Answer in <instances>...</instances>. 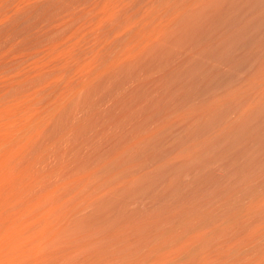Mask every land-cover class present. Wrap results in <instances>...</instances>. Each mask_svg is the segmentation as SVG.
Masks as SVG:
<instances>
[{
  "label": "bare ground",
  "instance_id": "bare-ground-1",
  "mask_svg": "<svg viewBox=\"0 0 264 264\" xmlns=\"http://www.w3.org/2000/svg\"><path fill=\"white\" fill-rule=\"evenodd\" d=\"M226 1H228L229 5L232 3L236 4L235 2L238 3L237 0L235 2H234V0H0V264H264V222H259V220L257 219L256 224L251 225L252 227H250L251 223H249V222H254L251 219H253V217H255V216H258V214L263 215V213H261V212L264 211V201H263L264 197H263L262 202H261V199L259 201L258 200L256 201V200H253V198H251L252 201H250V199L248 198L249 196L250 197H252V196L257 197V193H258L257 191L260 190V192H262L261 190L264 189L263 186H260V185H264L263 184L264 182L262 180L261 183L262 182L263 183L262 184L259 183L260 185H258L259 181L258 182L256 181V183L260 187V189L256 188L258 186L255 184V180H257V179L259 180V178H257L258 176L255 175V173H257V172L261 173V172H259L261 168H259L256 165L259 171L256 170V168L252 167L255 169V171L251 170L253 172L250 173V171H249L250 168L246 167L248 165V162L250 163V161H247V165H246V161L243 158L240 159L237 157L239 159L238 163L241 162L240 160H242V159H243L242 160L243 162L245 161V167L242 166L243 164L242 165L240 163L238 164V165H240V167L242 166L245 169V170H243V173L239 172L242 177L238 174V170H236L235 168H234L235 169L234 171H237V173L233 172L234 176L236 174H238L240 176V177L238 176L239 177L238 179L241 180V184L237 180V178L234 177V181L236 180V182H234V184L236 185L238 182H239V184H238V187H237V185L236 186L234 185L235 187L232 185V187L235 188V189L232 188V192H233V190H238V188H239V191H235V193L233 194L234 199L232 198L233 196L231 195L230 191H229L230 194H228L227 196L231 195L232 197L229 196V198H228L226 195H224V197L225 196L227 197V198H223L224 200H222L219 197L223 202L218 203L216 205V208H213L214 203H213V205L211 204L212 207H209L210 204L208 206V205H205V203H204L202 206L201 205L199 207L196 206V208L193 206L194 209H191L190 208L191 206H189V205H188V208L186 206V209H182L185 207V205H184L182 207L180 206V208L182 210L178 209L180 211L176 213L175 212L176 209H173L171 206L172 212L171 211L170 212L173 213V211H174V214L172 216L169 212L168 214H170V216L166 215V218L168 216L170 218L168 220L165 218L167 220V221H165L162 218H163L165 212L167 210H169L167 208H170V206L167 205L166 209H161L164 211L166 210L165 212H162L160 210V208L156 206L157 212L155 211V209H153V210L157 214L160 215V213H164L163 216H161L162 214L160 215L162 218L159 217V215H157L155 213L156 217L158 216L160 218L159 220L162 219L165 222L157 221V222H159V223H157L154 219L155 226L152 227V224H151L152 221L149 223V220H151L152 218H149L146 226L149 225L151 228H149V226H148V232H147V227L145 226V223L144 224L142 223V222H145L144 221L145 217H143L142 215H145V214L148 215L147 212L150 211L149 209H148V211L144 210L146 213H144V211H143L144 214L141 213L142 214L141 216L143 218L139 219L138 221L135 220V218L133 217L134 221L135 222L137 221L136 222L137 224L135 222H129L130 221L129 219H133V218H129V217H131V215L133 216L134 214L130 213L128 211L131 214V215H128L129 213H127V210H126V212L124 210L123 212H125V214L127 213V215L129 216L128 218H126L125 216H127V215H124V218L128 219L129 224H131V226H129V227H131L130 231H133V234H134V232H136L134 230H136L135 226L139 225L138 223L143 224L146 227V228L145 227L140 228L141 225L139 226V228L142 229L141 231H143V229L145 228L144 230H146V231H144V233L148 234L150 231H152L150 233V234H152L153 231L155 232V233H153V241H152L153 243L150 244L152 246V249L150 251H147V250H149V248L147 247V249H146L144 246L148 245V243H144L145 241L143 242L142 238L144 239V237H145L148 239L150 237L149 235H148L149 236L148 237V236H146L147 234L146 235L141 234L143 232H140L141 235H139V233H138V231H140L139 229L137 231L139 236H137V233H135L133 235L130 231H128L129 228L125 227V225L128 222L125 225L124 224L121 225L120 229H119L118 226L115 227V223H116L115 217H113L115 220L114 221L112 219V216H110V214H109V216H106V214H104L107 206L109 205L108 204L109 199H108V197H106V195H110L109 194L110 192H108V190L105 191V188L106 189L109 188V186L107 187V185H112L113 181L116 179V177L114 175V172H115L114 170H112L113 173L111 172L113 174V175L111 174L112 175L111 178H107L106 176L105 177L103 176L110 169V167L108 166V163H104L102 165H99V164H101L99 159L102 157L104 158L105 155L102 154L103 156L100 155L101 157H98V156L94 157L93 156L97 160L94 159L92 156H90V157H92L90 161L93 162V160H94V162L97 161L96 164L99 163L97 165L99 167L97 168V166L93 162L92 164L96 166V168H93V166L91 167L92 164H90V162H89V159H90L89 155L90 154L87 155L88 159H86L87 157H83V159L85 158L86 160H83V159H81L82 157H80V159L83 160L84 162L82 161V163H79L80 164L79 166L75 165L74 162L76 163V160H78V162H79L80 159L75 158L74 162H72L71 164L70 163L66 164V162H65L66 159L63 162L62 159L61 160L58 159L59 157L56 154L58 152L57 151L58 146L59 147L62 146V144L59 145L62 135L64 137H66L70 133V131H68V135H66V136L64 134L67 132H64V134H62L63 131H65V130L67 131L68 129H70L71 126L67 127V124H68V121H69L70 116L72 114H73V118H75L74 117L75 113L77 115L78 113H80V112L82 113L84 110H86V106L89 107L88 104L91 102V100L95 96H98L99 94H101V91L106 86H107L106 88L109 89L108 92L111 93L112 92L111 89L112 90L114 89L113 91H115V94H117V92H119L124 87V85H125L124 83L126 82V80H128L126 78L128 77L130 80V77L132 76L131 72L134 73V70H136V69L138 70V72H137L138 78L140 75L142 76L143 71L141 73H139L140 72L139 70H142L143 67H141V69H138V68L140 66H142V64L144 62L146 63L147 59H150L149 58L150 56H153L154 54H159L157 52H161L163 54L164 52L160 51V49L162 47L166 48L168 46V44H167V46H165L167 41L169 43V40H171V38L173 36H177V35H175L176 33L180 32V34H181V31L184 30L185 28H187L185 26L182 28V26L186 25V23H188L187 20L189 18H190V20H191V18H193V17H191L192 15L193 16L195 15V17L193 18L194 19L193 21H195V20L198 21L196 18L197 16L200 17L202 15V13H204L208 10L210 11L211 10L210 8H212L211 6L215 7L216 9L218 6L220 8H222L221 5L223 3H225ZM229 1L232 3H229ZM241 1H243V0H241ZM241 1L239 0V2H241ZM249 1L250 0H248V3H249ZM243 2H246V1H243ZM243 2H241L240 5H242ZM250 2L252 3L253 1L251 0ZM261 3H264V1ZM261 3L259 2L260 6H262ZM246 4H247V2H246ZM253 4L255 5V1ZM259 4H257V5H259ZM254 5H253V7H254ZM257 5L254 8L255 11L257 10V8H256V7H258ZM209 6H210V8H209ZM246 6L248 8V6H250V4L246 5ZM251 6H252V4H251ZM206 7L208 8V10ZM232 7L237 8L236 10H238V7H236L235 5ZM262 7H263L262 9L259 8V10L261 12H262V10H264V6H262ZM215 8H212V9L216 10ZM224 8H227V7L224 6ZM228 8H230V7H228ZM244 8H245V6H244ZM252 8H250V11L248 9L247 10L249 12H252V11H254V10H252ZM231 9H228L229 12ZM236 10H235V14L239 12V11L237 12ZM220 11L223 12L224 10L222 11L220 9ZM231 12H234V11H231ZM209 13L214 14L215 12L210 11ZM216 13H217V11H216ZM230 13L228 15L226 14L227 17H229ZM244 13H247V12L244 11L243 14ZM256 13L257 12H255V13L252 12L253 16ZM213 14L211 15V17L215 15V14L214 15ZM219 14H220V12H219ZM224 14L225 13H223V15L220 16V20H222ZM259 14L263 15L264 11H263V13H259ZM207 15L210 16L209 14H207ZM234 15H232V16H234ZM261 15H259V17ZM204 16L206 18L208 17V16H206V13ZM255 16H257V18H258V14H256ZM205 17H202V21H200L201 19L198 18L199 22H203V24L202 23L200 24L201 26L205 25V22H204V20L206 19ZM263 17H264V15L262 16V18ZM203 18H205V19H203ZM217 18H215V19H217ZM210 19L208 18L209 21H210ZM229 19H231V18H229ZM208 20H206V21H208ZM252 20H254V19H252ZM259 20L260 19H257V21H259ZM263 20H264V18H263ZM263 20H261V21L263 22ZM209 21H208V23H209V27H210V25H211L210 23L212 21L211 22H209ZM223 21H225V19ZM227 21H229V20L227 19ZM257 21L255 22L256 24H257ZM214 22H215V20H214ZM219 22L217 21L215 23L218 24ZM252 23H253V21H252ZM197 24L199 25V23H197ZM197 24H196V26H197ZM206 24H207V22H206ZM214 24H212V25H214ZM229 24H231V23H229ZM225 25H226V21H225ZM196 26H195V29H196ZM240 26H242V25H240ZM259 26L262 27V25H260V24H259ZM207 27H208V25H207ZM229 27H230V25H229ZM198 28L201 29V27H197V30H199ZM253 28H254V26H253ZM203 29H204V27L202 26V30ZM211 29H214V28H211ZM223 29H225V28H223ZM239 29L242 30L241 27H239ZM188 31H189V29L187 30V32ZM231 31H233V30H231ZM260 31H261V28H260ZM202 32H203V34H206V32H204V31H202ZM207 32H209V30ZM211 32L214 33V31H211ZM212 33H208V34L213 36ZM229 33L226 35H230ZM262 33H264V32H262ZM262 33H260V34H262ZM191 34L192 33H190V36H192ZM217 35H219V34L217 33ZM253 35H254V33H253ZM182 36H183V33H182ZM187 38H188V36H187ZM187 38H185V39H187ZM191 38H193V37H191ZM263 38H264V36H263ZM173 40L175 41L176 39H173ZM178 40H180V39L178 38ZM198 40L199 39L197 38V41ZM203 40L206 41V39H203ZM235 40H237V39H235ZM188 41H190V40H188ZM194 42H195V39H194ZM194 42H193V44H194ZM234 42H237V41H234ZM178 43H179V41H178ZM204 43H206V42H204ZM262 43H264V42H262ZM262 43H260V44H262ZM189 44H191V42H189ZM197 44L199 45V43H197ZM172 45H174V43ZM179 45H180V43H179ZM263 45H261V46H263ZM184 46H187V45H184ZM184 46H182L181 49L179 48V50H183L185 48ZM174 47H176V46L174 45ZM201 47H203V46H201ZM193 48H195V47H193ZM193 48H192V50H193ZM196 48L198 50V46ZM259 48H260V46H259ZM170 49H171V46H170ZM170 49L169 50L167 49L169 55H170V52H172V51H170ZM176 49H178V48H176ZM162 50H163V48H162ZM186 50H187V48H186ZM190 50H191V48H190ZM199 50H200V48H199ZM256 50H258V49L256 48ZM187 51H189V50H187ZM231 51H232V49H231ZM258 51H260V49ZM173 52H174V50H173ZM175 52H177V51H175ZM165 53L167 54V51ZM187 53H189V52H186V55H187ZM197 53H198V51H197ZM197 53H196V55H198ZM162 54H161V56L163 57L164 54L163 55ZM178 54H181V53H178ZM259 54H261V53L259 52ZM186 55L184 54L183 58ZM188 55L190 57V55L192 56L193 54L189 53ZM196 55L194 54L193 56L195 57ZM204 55H206V54H204ZM178 56H176L177 59H178ZM162 57H160V58H162ZM170 57H171V55H170ZM166 58H168V56ZM166 58H164V59H166ZM172 58L173 57H171V59ZM164 59L162 61H164ZM189 59H191V58H189ZM259 59H260V57H259ZM168 60H169V58H168ZM178 60H175V61L179 62ZM181 60H182V56H181ZM175 61H173V63ZM184 61H185V63L181 61L182 66H183V64L185 66V64L187 63L188 60L187 61L184 60ZM181 62L178 64H181ZM192 62H193V60H192ZM168 63H170V61ZM166 64H167V62H166ZM145 65H143V66L145 67ZM169 65H168V67H169ZM256 65H258V64L256 63ZM148 66H150V65L148 64ZM170 66H172V64ZM174 66L175 65H173V68H174ZM186 66H187V64H186ZM146 67H147V65H146ZM165 67L167 68V66H165ZM175 67H177V66H175ZM180 67L178 68L179 70L181 69ZM183 67H182V69L185 68V67L184 68ZM258 68H259V66H258ZM143 69H145V68H143ZM151 70H152L153 74L150 71L151 75L148 74L149 77L147 76V74H145L148 77V81L152 75L156 76V72L158 71L157 69H155V73H154L153 69H151ZM179 70H177L178 72L176 71L178 73V75L180 74ZM145 71H146V69H145ZM176 72H174V73H176ZM253 72H254V70H253ZM137 73H135L133 75L135 76ZM158 73L160 74V73H164V72L159 71ZM174 73H172V74H174ZM262 73H263V71H262ZM172 74H171V76H172ZM205 74H206V72H205ZM122 75H123V78H125L126 80L120 78V80H122V82L125 81L123 83L124 85L121 86L122 87L121 89L119 88V86L121 85L122 82H120V85L118 84V86H116L120 90L116 87H112V88H111V86L108 87L110 82H111L110 85L111 84L113 85V83H115L117 85V83L120 81L118 78L121 77ZM125 75H127V76H125ZM166 75L170 76V75H168V73H166ZM185 75H187V74H185ZM251 75H252V73H251ZM144 76H142V77H144ZM142 77H140V79ZM173 77H175V75ZM133 78H135V77H132V79ZM167 78L171 81V79L169 77H167ZM145 79L144 78L141 79V80H144L143 81L144 84H145ZM154 79L152 81H154ZM161 80L165 81V82L168 81L166 78H165V80L164 79H161ZM251 80L252 79H250V81ZM112 81H113V83H112ZM155 81H156V79H155ZM170 81H168V82H170ZM172 81H174V80H172ZM132 82H134V81H131L128 83L129 84L131 83L130 85L133 87L134 84ZM135 83H137V81ZM150 83H148V86ZM159 83L161 84V81H159L157 84L159 85ZM129 84L125 85V87H127ZM139 84H138V86H140ZM152 84H153V82H152ZM157 84H155L154 86L152 85V86L155 87ZM158 85H157V88H158ZM252 85H254V84H252ZM262 85H264V84H262ZM255 86H256V83H255ZM259 86H261V84ZM132 87H127V89L129 88V91L130 90L132 91V89H130ZM135 87H137V85H134V88ZM153 87L152 88L150 87V89H156V87L155 88H153ZM161 87L163 88L164 86H161ZM251 87H253V86H251ZM134 88H133V90H134ZM141 88H143V87H141ZM239 88L240 87H238V89ZM249 88H250V86H249ZM249 88H247V90ZM260 88H258V89H260ZM108 89L103 90V92H105V94L107 93L106 96L103 94V92H102V94L105 96L103 101H105V99H106V101L109 103L110 98H107V96L109 97V96L113 95L114 93L112 92L113 94L108 95L109 94L107 92ZM115 89L116 90L118 89L119 91L116 92ZM123 89L122 90L125 93L126 88H123ZM143 89L145 90L146 88L144 87ZM150 89H148V90L150 91ZM243 89L244 88H242L241 91ZM122 90H121V92L123 93ZM137 90H138V88H137ZM224 90H226V88ZM227 90H231V89H227ZM99 91H100V93H99ZM131 91H130V93H131ZM149 91H148V93H149ZM151 91H153V90H151ZM254 91L255 92L257 91V93L259 92L258 90H254ZM133 92H132V94H135ZM230 92H233V91H229V93ZM236 92L232 93L233 95L232 94H230V95L234 96V98H235L240 91L237 93ZM242 92H244V91H242ZM249 92H250V90H249ZM252 92H253V90H252ZM128 93L129 92H127L125 94H128ZM226 93H228V92H226ZM96 94H98V95H96ZM125 94H123V96ZM260 94H261V98L264 99L263 98L264 95L262 93V90H261ZM103 95H102V97H103ZM153 95L154 94L151 93V97H149L150 99L148 98L150 100L149 104H151V101H153V100H151ZM225 95H227V94H225ZM113 96H111V98ZM115 96H117V95H115ZM119 96H117V97H119ZM128 96L129 95L124 96L126 98L121 97V96L120 97L124 98L126 100L127 98L129 99ZM132 96H131V98L134 99L135 96H134V98ZM99 97H100V95H99ZM227 97L226 98L229 99V96H227ZM238 97L240 98V96H238ZM258 97H259V95L257 96V98ZM97 98L95 100L98 101V103H97L98 105L94 104L95 106L92 108L93 109L94 108L95 109L100 108L102 110L103 108L100 107V106H102V100H99V99L97 100ZM226 98H224V100ZM230 98L232 99L231 96H230ZM261 98H260V100H262ZM112 99H116V98H112ZM231 99H230V101H231ZM235 99H237V98H235ZM235 99H233V100H235ZM252 99H254V97ZM120 100L115 101L116 102L115 105L111 100L113 107L116 106L117 102H119ZM96 101H95V103H96ZM144 101H145V99H144ZM177 101H176V103H177ZM212 101H211V103H212ZM220 101H222V97H221ZM227 101H229V100H227ZM99 102H101L100 106H99ZM126 102L127 103H125V101L122 102V106L124 103L123 107H125V104L128 105L130 103L129 101H126ZM261 102L258 101L257 103H261ZM108 103L105 105L107 106ZM254 103H255V101H254ZM257 103H255V104H257ZM119 104H120V102H119ZM209 104L207 105V107L209 106ZM249 104H250V101H249ZM255 104H254V106L252 104L253 107H251V109H249V114H254L257 111H260L262 109L264 110V107H262L263 105L261 106L262 103L258 106ZM105 105H103V107H105ZM133 105H135V104L132 103L131 106H133ZM153 105L154 104L150 105L149 108L151 109V106H153ZM211 105L212 104H210V106ZM129 106H130V104L128 105V107ZM172 106H174V105H172ZM172 106H170V107H172ZM176 106H178V104ZM185 106L189 107L192 105L189 104L188 106L187 105H185ZM203 106L200 105V107H203ZM215 106H218L216 108H219L220 104L215 105ZM111 107L112 106H109V108H111ZM113 107H112V109H113ZM123 107L121 109H123ZM139 107H141V105ZM170 107H169V109H170ZM193 107H192V109H195L199 106H196L195 108H193ZM80 108L81 109L83 108L84 110L77 112V111H79ZM88 109L91 110V108H88ZM104 109H103V111H105L106 113L108 111H110V110H108L107 107H105ZM106 109L108 111H106ZM116 109H114L115 111H113V112L111 110L112 114L117 113ZM177 109L178 108H176L174 110L177 112ZM186 109L189 110V109H191V107L189 109L188 108H186ZM205 109H208V108L205 107ZM75 110H76V112H74ZM117 110H118V112L120 111V109H117ZM187 110H185V111L183 110V111L186 112ZM98 111H100V110H98ZM123 111H124V109H123ZM170 111H171V109H170ZM170 111H169V114H170ZM197 111H193V112L196 113ZM210 111H208V112H210ZM216 111H217V109H216ZM92 112L93 111H90L87 113L89 115V113L91 114ZM114 112H116V113H114ZM135 112H134V114H135L134 117H132L130 115L133 119L135 117H137ZM172 112L173 111H171V113ZM180 112L181 111L179 110V113ZM190 112H192V110ZM200 112H202V114H203V111H200ZM211 112H213V110ZM93 113L96 114V110H94ZM101 113H104V112H101ZM101 113L99 115H97V116H99V119H100ZM119 113L121 114V112H119ZM187 113H188V111H187ZM189 113H188V115H190ZM195 113L194 114L191 113V114L196 116L197 114H195ZM246 113H248V111ZM84 114H86V112ZM95 114H93V115H95ZM152 114H154V113L152 112L151 115ZM165 114H167V113H165ZM182 114L183 115H179L177 113L175 120H172V122L176 121V120H177L176 122H178L179 119H177V118L182 117V116L184 117L183 119H185L186 113L185 114L182 113ZM80 115H82V114H80ZM117 115H118V113H117ZM128 115L129 114H127L126 117H128ZM149 115L147 117H151ZM199 115L200 114L198 113L197 116H199ZM112 116H114V115H112ZM118 116L120 117V115H118ZM85 117H87V115H85ZM116 117H114V118H116ZM126 117L124 116L123 119ZM140 117H139V119H141ZM147 117H145L144 119H147ZM164 117L166 118L165 115H164ZM164 117H163V119L165 122ZM172 117L174 118L175 116H172ZM172 117H170V119H173ZM71 118H72V116H71ZM78 118L81 121L82 119H84V115L80 116ZM151 118L153 121V117H151ZM167 118H166L167 122H165V123L162 121V119L158 120V121H162L161 125L167 124L168 120H170L168 116H167ZM188 118L189 117H187V115H186L185 121H188L187 120ZM249 118H248V120H249ZM87 119H88V117H87ZM99 119H97V120L99 121ZM107 119H109V118H107ZM210 119H211V117H210ZM77 120H76V122H77ZM103 120H101V121H103ZM116 120H117V118H116ZM125 120L123 122H126L128 120V118L126 121ZM135 120H134V122L136 123L137 121H135ZM142 120H140V121H142ZM156 120H157V118H156ZM194 120L192 121L193 123H194ZM200 120H197V122H195V123H198V121H200ZM244 120H246V119H244ZM72 121L75 124V120H72ZM84 121H82V122L85 124ZM107 121H106V123H108ZM110 121H112V119ZM113 121H115V120H113ZM254 121H255V119H254ZM73 122H71V124ZM82 122H80L79 125H77V126H79L81 128L80 125H82L83 127L80 129V131L84 128L83 130H85V131H83V130L82 131L85 133L86 131H88V130H86L88 128L85 129L86 126L84 127ZM88 122L91 123L90 120L87 121V123ZM92 122L94 124V121H92ZM145 122H146V120L143 122V125ZM147 122L145 123V127L142 126V122H140V124H138L139 121L136 125H141L142 128H146V130H147V126L151 123L149 121L150 123L147 124ZM180 122H181V120H180ZM232 122H234V121H232ZM99 123H101V122H99ZM120 123H122V121ZM159 123H157V124H159ZM169 123H171V122L169 121ZM184 123L185 122H183V125H184ZM199 123H201V122H199ZM240 123H238V125ZM244 123H242V124L244 125ZM98 124H96V125H98ZM110 124H109V126H110ZM128 124H129V122H128ZM146 124H147V126H146ZM157 124H156V126H157ZM92 125H89V126H92ZM103 125H104V123L101 125L102 128H103ZM113 125H114V123H113ZM151 125H149V126H151ZM153 125H154V123H153ZM161 125L159 124V127ZM171 125H172V123H171ZM190 125H189V127H190ZM230 125H228V126L230 127ZM243 125H240V126L243 127ZM77 126L75 125L76 128H74L72 125L73 128L71 127V131H73L72 129L76 130ZM105 126H108V124ZM118 126H120V129L117 127V125L115 127L118 128L119 131H121V129H122L121 124L120 125L118 124ZM156 126H155V129H156L155 131L160 132V129L161 130L163 129L162 128L163 125L160 128L159 127L156 128ZM165 126L166 125H164V128L167 127V126L166 127ZM169 126L170 125H168V127ZM99 127H95V129H96L95 132L99 131V130H97V128H99ZM111 127H112V125H111ZM111 127H109V128H111ZM128 127L129 126H127L125 128L126 130L123 129L124 132L127 131ZM191 127H192V125H191ZM195 127H196V125H195ZM109 128H108V130H109ZM129 128H131V127H129ZM132 128H134V126ZM151 128L153 129L154 127H151ZM151 128H149V129H151ZM214 128H215V126H214ZM239 128H241V127H239ZM78 129H77V131H78ZM99 129H101V128H99ZM227 129H228V127H227ZM75 130L73 131V132H75L74 136L76 134ZM105 130H107V128ZM113 130H115V129L112 128L111 134L116 132V130L115 131H113ZM123 130L120 133H118L119 131L117 130L118 132H116V133H118V134L115 133L116 136L119 134L122 135ZM137 130L138 129L136 126V134L135 135L138 138L139 134H137V133L140 132V129L138 130V132H137ZM148 130H147V132H148ZM91 131H92V128H91ZM103 131H101V132L103 133ZM133 131L131 130V132H129V133L133 134ZM143 131L145 132V130H143ZM153 131L150 130L148 133L151 132L152 135L155 134V137L158 136L157 135L158 132L154 133ZM236 131H235V133L242 131V130L238 129V131L237 132ZM90 132H88V133H90ZM110 132H111V130H110ZM147 132L143 133L141 131L140 134L143 133V135H144ZM199 132H201V131H199ZM125 133H127V135H128V132H125ZM125 133H123L124 139L121 136V138L123 140H125L126 139L125 136H127ZM163 133H161V134H163ZM205 133H206V131H205ZM221 133H219V135H221ZM235 133H234V136H236L235 137L236 139L238 137L237 135H239V138L241 137V134H242L241 132H239L240 134L238 133L237 135H235ZM243 133L245 134L246 131H244ZM78 134H80V133H78ZM83 134L81 132L80 136L82 135V137H83L85 135V134L84 135ZM100 134L101 133H98L96 135H100ZM104 134H106V136H108L106 131L104 132ZM262 134H264V133H262ZM181 135H182V132H181ZM192 135H194V134L192 133ZM76 136H77V134H76ZM76 136L73 138L74 141L79 140V139L77 140ZM90 136L88 137L89 139L86 138L87 136H84L85 137L84 139H87V140H85V143H84V141L80 142L84 146L83 149L87 146L86 144L91 143L88 140H90V139H91V141L92 140H95V141L98 140V139H92L93 136L91 138H90ZM106 136L104 135V141L107 140V138H108ZM111 136L112 135H110V137ZM144 136H142V139ZM148 136H149V134L145 136L146 138L144 137L145 141L148 140L147 142H145L144 139L142 140L141 138H139V140L142 143H140L139 141H136L137 138L135 139L133 137L135 139L134 140L133 138H131V139L129 138L131 136H129V137L127 136V139L129 138L128 139L129 146L133 145V146H131L132 148L130 147L131 151L136 149V147H135V149L133 148L134 145L136 144V142H138L139 144H144V143L150 142L151 136H149L150 139ZM248 136H249V134H248ZM105 137H106V139H105ZM113 137H112V139H114ZM155 137L153 135L152 138L156 139ZM190 137L192 138V136H190ZM96 138H99V137H96ZM101 138L103 139V137H101ZM101 138H100V141H101ZM118 138L120 139L119 136H118ZM199 138H200V136H199ZM256 138H258V136ZM260 138L261 137H259L258 139H260ZM263 138H261L260 140H257L258 142L261 141L260 146L262 147V149L264 148L262 145L263 144L262 143ZM63 139L65 141V146H66V139L62 138V141H63ZM227 139H228V137H227ZM242 139L244 140V138H242ZM116 140H118V139H116ZM129 140L130 141L131 140L136 141V142L131 141L132 144H130L131 142L129 143ZM161 140H162V138H161ZM243 140L241 142L239 141V143L244 142ZM69 141H70V139H69ZM86 141H87V143H86ZM95 141H94V143H95V145H97V143L99 141H96L97 143ZM151 141H154V140H151ZM188 141H190V140H188ZM206 141L208 142L207 139H206ZM216 141H218V140H216ZM101 142H102V144L99 142L100 143V144L98 143L99 146H97L95 148L96 151L98 150L97 149L98 147L100 148V146L104 144L103 140ZM110 142H111V139H110ZM258 142H256V144ZM74 143L77 144L78 142H73V144ZM105 143H106V141H105ZM111 143H113V142H111ZM133 143H135V144H133ZM138 143L136 144L137 147L138 146L142 147V145H139ZM194 143H196V142H194ZM234 143L236 144V147L239 144L237 142V140H235V139H234ZM70 144H72V142ZM91 144H93V142ZM121 144L124 145L125 142L121 143ZM128 144H125L126 148L129 147ZM151 144H153V143H151ZM223 144H224V142H223ZM82 145L79 147H82ZM258 145L259 144H257V148L259 147V150H260L261 147ZM120 146L125 148V146H122V145H120ZM144 146H143V148H144ZM146 146H149V143ZM174 146H173V148H174ZM241 146H242V144H241ZM67 147L68 146H66V148ZM72 147H74V146H72ZM76 147H77V145L75 146V148ZM89 147H91V146H89ZM236 147H234V148H236ZM126 148H125V150L122 149V151L124 150V152H123L124 154L125 153L127 154L126 151H128V148H127V150H126ZM143 148H142V151H144ZM239 148H240V146H239ZM242 148H243V146H242ZM87 149H89V148H86V150ZM104 149H106V146H104ZM112 149H114V146L112 147ZM116 149H118V148L116 147ZM203 149H205V148H203ZM67 150H69V149H67ZM75 150L76 149H74L73 151L71 150L72 152L70 151L72 153V156H73V153ZM86 150H83L82 152L85 153ZM93 150H94V148H93ZM114 150L112 152H114ZM239 150L236 149L235 151L238 152ZM256 150L258 151V149H256ZM256 150L254 149L253 153ZM261 150L259 151L260 154L258 153L259 156H261V154H262ZM77 151H78V149H77ZM87 151H89V150H87ZM110 151L111 150H109V154H112V152L110 153ZM122 151H116V153H118V152L120 153ZM131 151H129V155H126V157L124 156V154H123V156L125 157V159L127 158V160H129L131 158L130 160L132 161V164H134L133 163L134 158H132L130 156L132 155L134 157L135 155L133 153H135L136 150L134 152L132 151V153H131ZM140 151H139V153H141ZM80 152L81 151H79V153ZM97 152H100V150H98ZM102 152H100V154ZM185 152H187V150ZM262 152H263V150H262ZM61 153L63 154L64 152H61ZM66 153H69V151H67ZM84 153L82 155H84ZM87 153H89V152H87ZM116 153L114 152V154H112L114 161H115V156H120L122 154L121 153L120 155H115ZM139 153H138V155H139ZM143 153H141V154H143ZM76 154H77V152H76ZM109 154H108L109 158H112V157H110L112 155H109ZM235 154H236V152H235ZM237 154L242 155L239 152ZM249 154H250L249 158L252 157L253 160L255 158L259 157L258 154H256L257 156H255V157H253L254 155L253 156L251 155V152ZM249 154H247V156ZM64 155L66 157L68 156L67 154H64ZM92 155H93V153H92ZM244 155H245V152L242 156H244ZM70 156H68V158ZM108 156H106V158ZM127 156H129L130 158L128 159ZM142 156L143 155H141L140 157H142ZM174 156H176V155H174ZM236 156H239V155H236ZM262 156H264V153ZM262 156H261V158H263ZM117 158L118 157H116V161H117ZM72 159L71 160L69 159L70 162L72 161ZM105 159H104V162L107 161V160L105 161ZM121 159H123V158H120V160H119L120 162L118 161L119 165L121 163ZM135 159H138V158H135ZM173 159H174V157H173ZM259 159H260V157L258 158V160ZM69 160H68V162H69ZM101 160H103V159H101ZM112 160L113 159H111V161ZM139 160L140 159H138V162L142 161V160L141 161H139ZM114 161H112V162H114ZM135 161H136V164L139 165L137 160H135ZM219 161H220V159H219ZM256 161H257V159H256ZM259 161L261 163V159ZM142 162H144V161H142ZM202 162H204V161H202ZM255 162H254V164H256ZM118 163L112 164L113 166L111 165V167L114 168V165L115 164L117 165ZM216 163H215V165H216ZM72 164H74V165H72ZM121 164L125 167L127 166L126 164L124 165L123 162ZM154 164H156V163H154ZM252 164H251V166H252ZM119 165H117V166L119 167ZM238 165H237V167H239ZM123 166H120L121 171H116V172H118L116 175H119L120 174L119 172H122L123 170H125V172L123 171V174L126 173L127 168H125ZM209 166L211 167V165H209ZM261 166L263 168V170L261 169V171H263L262 173H264V161L263 160H262ZM137 167L138 166L134 167L133 168L134 172L133 171L132 172L134 173V175L136 177L137 176L141 177L142 173L137 174V175L135 173V171H136L135 168L137 169ZM141 167H142V165H141ZM121 168H125V169L122 170ZM246 168H248V171H249V172H246V174L248 173L247 174L248 176L246 175L247 176L246 180L248 179V177H249V179L253 178V177L250 178V175L251 176L253 175L254 178H257V179L253 178L254 183L252 181H251L252 183L249 182L250 181L249 180L248 181L249 185L247 184L246 180H245L246 182L244 184V181L241 179L243 177H246V176H243L245 174V171H247ZM115 169H117V168H115ZM138 170L139 169H137V172H138ZM129 172L130 171H129V167H128V173ZM121 175H122V173H121ZM121 175H119V176H121ZM126 175H127V173H126ZM126 175L125 174L122 175L125 177V178L121 177V178H123L122 180H124V181L127 180ZM130 175H128L129 179H136V178L132 177V175L130 177ZM258 175H259V177H261L260 174H258ZM262 176H264V174ZM262 178L264 179V177H262ZM142 179L143 178H141V180ZM253 179H251V180H253ZM137 180H138V182H136ZM137 180H135V181L133 180L134 183L132 181H125V183L126 182H129V183L132 182L131 183L132 185L131 184L129 185L130 187H127L128 183H126V185H127L126 186L125 183H123L124 181H122V185H124V188L122 189V191H124L127 188L129 189V191L136 189V186L134 184H136V183L139 184V182H140L139 178ZM116 181H117V179H116ZM116 181L114 182V184L116 183ZM173 181H174V179H173ZM232 181H231V183H232ZM118 182H119V180H118ZM120 184L121 183H116V185H114V186H116L115 188L116 189H117V187L119 188V186H117V185H120ZM242 184L245 187H246V185H247V187L249 186L247 189L248 191L245 190L246 188L243 189L245 191L240 190L241 189L240 187ZM114 186H113V188H114ZM131 186H135V187H133V189H132ZM236 187H237V189H236ZM121 188H120V191H121ZM221 188H222V185H221ZM128 189H127V191L125 190V192H128ZM207 189H209V188H207ZM201 190L202 189H200V191ZM120 191H118V192L116 191V192L119 193ZM155 192H157V191H155ZM263 192H264V190H263ZM263 192L260 194L261 197H262V194L264 196ZM117 193L113 192V195H111V196L115 199L116 198L115 195ZM183 194H184V192H183ZM209 194H211V193H209ZM222 194H223V192H222ZM119 197H123L122 193H121V196H118L117 198H119ZM201 197L203 198V196H201ZM261 197H257V198L259 199ZM170 198H171V196H170ZM214 198H216V197L214 196ZM119 199H121V198H119ZM158 199H159V197H158ZM245 199H246V201L249 199L248 201L250 203L247 204L248 208H247V205L244 203ZM209 200H211V198ZM166 201H168V200H166ZM207 201H208V198H207ZM210 202H212V201H210ZM251 202H253V204ZM166 203L167 202H165V205H166ZM246 203H248V202H246ZM255 203L258 205H256ZM201 204H202V202H201ZM220 204H221V206L219 207ZM195 205H197V204H195ZM164 206H162V207H164ZM232 206H233L234 210L231 209ZM175 207L179 208L178 206H175ZM189 208H190V210H189ZM158 211H160V213ZM140 212H142V210ZM150 212L153 213L152 210ZM150 212H148L150 214L149 217H152L154 214L151 216ZM114 215L117 216L116 214H114ZM156 217H153V218H156ZM141 220H142V222H140ZM254 220H256V219H254ZM131 221H133V220H131ZM121 223H125V221H121ZM132 223H134L135 225L134 224L132 225ZM246 223L248 226H246ZM123 226L125 228V231H124ZM116 228L119 229L120 231L119 230L116 231L115 230ZM132 228H133V230H132ZM126 229L130 233V234L128 233L129 234L128 237H130L131 234L133 235V236L131 235V237L128 239H131L132 237H136V238H132L131 241L139 238V240H141L142 243H139L140 242L139 240L134 241L135 243L133 241H132L133 243H130V240L125 239V237L127 238V236L123 237V235L127 234ZM149 229H150V231H149ZM122 230L124 231L123 235L121 233ZM142 235H144V236H142ZM224 236H226V238L229 236L230 238L228 240H226L224 238V240H223L222 238ZM231 238H234L233 241ZM144 240H146V239H144ZM218 240L219 241L221 240V242H220L221 244L220 243L217 244ZM225 240H226V242L228 241L229 244H227L225 242ZM229 240H231L230 241L231 243L229 242ZM222 241H224V243H226L227 245L222 243ZM136 242L139 244H143V245L146 244V245L142 246V245L138 244V246H140V247H137ZM222 244H223L222 247L219 246ZM151 246H149V247H151ZM216 246L218 248H216ZM220 248L222 250H220Z\"/></svg>",
  "mask_w": 264,
  "mask_h": 264
},
{
  "label": "rangeland",
  "instance_id": "rangeland-1",
  "mask_svg": "<svg viewBox=\"0 0 264 264\" xmlns=\"http://www.w3.org/2000/svg\"><path fill=\"white\" fill-rule=\"evenodd\" d=\"M236 0H234V2H235ZM238 1V3L237 2H235L236 4H234V3H232V2H230L229 1V3H232V4H228V1H226L225 3H223L222 5H221V7L222 8H220L219 6L217 7V9L215 8V7H213V6H211L212 8H215L216 10H214V9H212V8H210V6H209V8L211 9L210 11H214L215 13H216V11H217V13L219 14V12H220V14L218 15L217 13L214 15L213 13V15L214 16H212L211 17V13H209L210 11L208 10V6L206 7L207 8V10L208 11H206V12H204V13H202V15L200 16V17H196L197 18V20L198 21H193L194 19V17H195V15L193 16H191V17H193V18H191V20H190V18L187 20V22L188 23H186V25H183L182 26V28L185 26V27H187V28H185L184 30H182L181 31V34H180V32H178V33H176L175 35H177V36H173L172 38H171V40H169V43H168V41H167V43H166V45L165 46H167V44H168V48L166 47V48H164V47H162L163 48V50H162V48L160 49V51H162V52H166L167 51V54L165 53H163L164 54V56L162 57L161 56V52H157V53H159V54H154L153 56H150L149 58L150 59H147V62L145 63H143L142 64V66H140L138 69H141V67H143V68H145L146 69V71H145V69H143L142 68V70H139L140 72L139 73H141L142 71V76H144L145 74H147V76L149 77V75L148 74H150L151 72H152V70L151 69H153V71H154V73H155V69H157L158 71L156 72V76H154V75H152L151 76V78H149V81H148V77L145 75L144 77H142L140 74V76H139V78L137 77L138 76V70L136 69V70H134V73L133 72H131V74H132V76L130 77V80H129V78L127 77L126 79H128V80H126L125 78H123V75L121 76V77H119L118 79L120 80V78L121 79H124V80H126V82L124 83V82H122V80H120L118 83H117V85L115 84V83H113V81H112V83H113V85L111 84L110 85V83H109V85H108V87H110L111 86V88L112 87H116V86H118V84L120 85V82H122L121 83V85L119 86V88L121 89L122 87L121 86H123L124 84L125 85H127V84H129L128 82H131V81H134V82H132L134 85H137V87H135L134 88V85H133V87L130 85H128L127 87H132V88H130V89H132V91H131V93H130V91H129V88L127 89V87H125V85H124V87L123 88H126L125 90V93H127V92H129L128 94H125L124 93V89L122 90L123 91V93L121 92V90L118 88V87H116V88H118L117 90H116V92L117 91H119V92H117V94H115V91H113L111 88V91L115 94V95H117V96H119L120 94V96L121 97H124V96H127V95H129L128 97H129V99L131 98V96L134 98V96H135V98L134 99H124V98H126V97H124V98H121L120 96L119 97H117V96H115L112 92L110 93V92H108L109 91V89L108 88H104L103 90H105V89H108L107 90V92L109 93L108 95H110V94H113V95H111V96H113L112 98H116V99H112L111 98V96H107V98H110L109 99V103L106 101V99H105V101H103L104 100V97L106 96V94H105V92H103V90L101 91V94H102V92H103V94L105 95H103V97H102V95L101 94H99L100 93V91H99V95H100V97H99V95L98 94H96V95H98V96H95L96 98H97V100L99 99V100H102V106H100L101 104V102H99V106L101 107V108H105V107H107L108 108V110H110V111H108L107 109H106V111H108L107 113L105 112V111H103V109L101 110L100 108H92V107H94L97 103H98V101H96L95 99V97L91 100V102L88 104V106L89 107H87L86 106V110H84L83 108L81 109H79V111H77V112H80L81 110H84L82 113L80 112V113H78L77 115H76V113L74 114L75 116V118H73V114L71 115L72 116V118H71V116H70V119H69V121H68V124H67V127L68 126H71L72 127V125H73V127L74 128H76L75 127V125L77 126V125H79V123L80 122H82V121H84L85 119V124L82 122V124L84 125V127H85V129L86 128H88V129H86V130H88V131H86L85 133L83 132V131H85V130H81L80 131V129L83 127L82 125H80L81 126V128L79 127V126H77V129H78V131H77V129L75 130V129H72L73 131L75 130L76 131V134H77V136H76V134H75V136H76V138H77V140L78 141H74V133L75 132H73V131H71V127H70V129H68L67 131L65 130V131H63L62 132V134H64V132H67V133H65L64 135L66 136V135H68V131H70V133H69V135L68 136H66V137H64L63 135H62V137H61V141H60V144L59 145H61L62 144V146L61 147H59L58 146V149H57V156L59 157L58 159H62V161L64 162L65 161V159H66V164L67 163H72V162H74L75 160V158L77 159H80V157H82L81 159H83V157H87L86 159H88V156L87 155H89V162H90V164H92L93 162H94V160H93V162L92 161H90L91 160V158L94 156V157H101V156H103V155H105L104 156V158L102 157V158H98L99 160H100V162H101V164H99V163H97L96 164V158H94V159H96L95 161L96 162H94V164L97 166L98 164L99 165H102V164H104V163H108V166L110 167V169H109V171L105 174V175H103L104 177L106 176L107 178H111L112 177V173H113V171L112 170H114L115 172L116 171H121L120 170V166H123L121 163L123 162V164L125 165H127L128 167H129V171L131 172H129L128 173V167L126 166H123V167H125V168H127L126 170V173H127V175H126V173H124L125 175H126V177H127V180H125V181H132L133 183H134V181L135 180H137L138 178H139V184L138 183H136V184H134L135 186H136V189H133V187H135V186H131V188L133 189V190H130L129 191V189L127 188V187H130L129 185L132 183V182H126V183H128V186L126 185V183H125V181L124 180H122L123 178H121V177H124V176H122V175H124L123 174V171L125 172V170H123V169H125V168H121L123 171L122 172H119L120 174L119 175H121V173H122V175L121 176H119V175H116L118 172H114V175H115V177H116V179H117V181H116V179L113 181V184H114V182L116 181V183H121L120 185H117V186H119V188L117 187V189L115 188L116 186H114V185H116V183L113 185L112 183V185L114 186V188H113V186L112 185H107V187L109 186V188H105V191L106 190H108V192H110L109 194L110 195H106V197H108V199H109V202H108V206H107V208H106V211L104 212V214H106V216H109V214H110V216H112V219L114 220V218L113 217H115V227H119V229H120V226L121 225H125L127 222H128V219H125L124 218V215H127V213H133L134 215L132 216L130 213L128 214V215H131V217H129L128 215L127 216H125L126 218H135V220H139V219H141V218H143V217H145L144 218V221L145 222H142V220L140 221V222H142L143 224L145 223V226H146V224H147V222H148V220H149V218H152L151 220H149V223L151 222V224H152V227H154L155 226V221L157 222V221H161V222H165V221H167L170 217V214L173 216V214H174V211H173V213H171L172 211V208L173 209H176L175 210V212L177 213V212H179L180 210H178V209H181L180 208V206L182 207V206H184L185 205V207L184 208H182V209H186V206H187V208H188V205L189 206H191L190 208L191 209H194V207L196 208V206L197 207H199L200 205L202 206L204 203H205V205H208L209 206V204H210V206L209 207H212V205H213V203H214V205H213V208H216V205L218 204V203H221V202H223L222 200H224L223 198H229V196L230 197H232L233 196V194L235 193V191H239V188H238V190H233V192H232V188H234L236 185H237V187H238V184H239V182H240V184H241V180H239L238 178L241 176V174L239 173V172H242L243 173V170H245L244 169V167H245V161H246V165H247V161H250V163L248 162V165L246 166V167H248V168H250V173H252L253 171H251V170H254L255 171V169L254 168H256V170H258V168H257V166L259 167V168H261L262 170H263V168H262V160L264 161V156H262L263 155V153H264V148L262 149V147L260 146V142H258L257 140H260L261 138H263L264 136V134H262V133H264V110L262 109V110H260V111H257L256 113H254V114H249V109H251V107H253L254 106V104L255 103H257L258 101H262L261 103H257V104H255V105H260L261 104V106L262 107H264V99H262L261 98V90H262V93H263V95H264V85H262V84H264V43H262V42H264V38H263V36H264V33H262V32H264L263 30H264V20H263V18H262V16L264 15H261V14H259V13H263V11L264 10H262V12L259 10V8L260 9H262L263 7L262 6H264L263 4L264 3H261V2H263L264 0H252L253 2L251 3L250 1H249V3H248V0H243V1H246L247 2V4H246V2H243V1H241V2H243L242 3V5H240V3L241 2H239V0H237ZM254 1H255V5L253 4L254 3ZM259 2L261 3V5L262 6H260V4H259ZM227 3V4H226ZM240 6H239V5ZM244 4V5H243ZM249 5L250 4V6H248V8H247V6L246 5ZM251 4H252V6H251ZM257 4H259V5H257ZM236 6V7H238V10H236L237 8H234V7H232V6ZM253 5H254V7H253ZM258 6V7H256L257 8V10L255 11V6ZM216 6V5H215ZM224 6L225 7H230V8H228V9H231L230 10V12L231 11H234V12H229V10L227 9V8H224ZM244 6H245V8H244ZM243 7V8H242ZM253 7V8H252ZM223 11V12H221L220 11V9ZM224 8V9H223ZM250 8H252V10H254V11H252L253 13H255V12H257L256 14H258V18H257V16H253V14H252V12H249L250 11ZM249 11H248V10ZM228 10V11H227ZM235 10L238 12V13H236L235 14ZM259 10V11H258ZM247 12V13H244L243 14V12ZM230 13V15H229V17H227V15ZM205 13H206V16H208L207 14H211L210 16H208L207 18L204 16L205 15ZM222 13V14H221ZM223 13H225L224 14V16H223V18H222V20H220V16H222L223 15ZM233 13V14H232ZM227 14V15H226ZM235 14V15H234ZM238 14V15H237ZM249 14V15H248ZM252 14V15H251ZM232 15H234V16H232ZM259 15H261L260 17H259ZM219 16V17H218ZM250 16V17H249ZM202 17H205V18H203V19H205L204 20V22H205V25H202L203 27H204V29L202 30V26L200 25L201 23L203 24V22H199V19L198 18H200L201 20L200 21H202ZM218 17V18H217ZM226 17V18H225ZM254 17V18H253ZM260 19L259 21H257V19ZM208 18L210 19V21L208 20ZM213 18V19H212ZM215 18H217V19H215ZM229 18H231V19H229ZM248 18V19H247ZM251 18V19H250ZM225 19V21H226V25H225V21H223ZM227 19L229 20V21H227ZM244 19V20H243ZM252 19H256L255 21L254 20H252ZM206 20H208L209 22H211L210 24V27H209V23H208V21H206ZM214 20H215V22H219L218 24H216L215 22H214ZM253 21V23H252V21ZM261 20H263V22L261 21ZM191 21V22H190ZM236 21V22H235ZM257 21V24L255 23ZM261 21V22H260ZM193 22V23H192ZM195 22V23H194ZM206 22H207V24H206ZM248 22V23H247ZM260 22V23H259ZM192 23V24H191ZM197 23H199V25L197 24ZM215 23V24H214ZM222 23V24H221ZM224 23V24H223ZM228 23V24H227ZM229 23H231V24H229ZM196 24H197V26H196ZM212 24H214V25H212ZM221 24V25H220ZM259 24L260 25H262V27L261 26H259ZM207 25H208V27H207ZM218 25V26H217ZM229 25H230V27H229ZM240 25H242V26H240ZM252 25V26H251ZM195 26H196V29H195ZM213 26V27H212ZM222 26V27H221ZM250 26V27H249ZM253 26H254V28H253ZM189 27V28H188ZM197 27H201V29H199V30H197ZM221 27V28H220ZM229 27V28H228ZM233 27V28H232ZM239 27H241L242 28V30L241 29H239ZM181 28V29H182ZM211 28H214V29H211ZM223 28H225V29H223ZM231 28V29H230ZM260 28H261V31H260ZM189 29V31L187 32V30ZM230 29V30H229ZM238 29V30H237ZM201 30V31H200ZM206 30V31H205ZM209 30V32H207ZM214 31V33H212L211 31ZM231 30H233V31H231ZM202 31H204V32H206V34H203V32ZM224 31V32H223ZM242 31V32H241ZM220 32V33H219ZM230 32V33H229ZM262 33V34H260V33ZM182 33H183V36H182ZM190 33H192L191 35L192 36H190ZM208 33H212V35L213 36H211L210 34H208ZM217 33L219 34V35H217ZM230 34V35H226V34ZM242 33V34H241ZM250 33V34H249ZM253 33H254V35H253ZM179 34V35H178ZM215 34V35H214ZM209 35V36H208ZM243 35V36H242ZM245 35V36H244ZM252 35V36H251ZM261 37H260V36ZM187 36H188V38H187ZM191 37H193V38H191ZM195 37V38H194ZM206 37V38H205ZM250 37V38H249ZM178 38L180 39V40H178ZM184 38V39H183ZM185 38H187V39H185ZM197 38L199 39L198 41H197ZM212 38V39H211ZM254 40H253V39ZM173 39H176L175 41L173 40ZM194 39H195V42H194ZM203 39H206V41H204ZM211 39V40H210ZM225 39V40H224ZM235 39H237V40H235ZM263 39V40H262ZM188 40H190V41H188ZM201 40V41H200ZM256 40V41H255ZM258 40V41H257ZM261 40V41H260ZM171 41V42H170ZM177 41V42H176ZM178 41H179V43H180V45H179V43H178ZM188 43H187V42ZM194 42V44H193V42ZM213 41V42H212ZM234 41H237V42H234ZM255 41V42H254ZM260 41V42H259ZM189 42H191V44H189ZM203 42V43H202ZM204 42H206V43H204ZM254 42V43H253ZM174 43V45L176 46V47H174V45H172ZM196 43V44H195ZM197 43H199V45L197 44ZM229 43V44H228ZM260 43H262V44H260ZM171 44V45H170ZM189 44V45H188ZM204 44V45H203ZM211 44V45H210ZM218 44V45H217ZM232 44V45H231ZM251 44V45H250ZM178 45V46H177ZM184 45H187V46H184ZM237 45V46H236ZM255 45V46H254ZM261 45H263V46H261ZM170 46H171V49H170ZM182 46H184L185 48V50L183 51V50H179V48L181 49L182 48ZM198 46V50H197V47ZM201 46H203V47H201ZM225 46V47H224ZM233 46V47H232ZM248 46V47H247ZM259 46H260V48H259ZM191 48V50H190V48ZM193 47H195V48H193ZM176 48H178V49H176ZM186 48H187V50H189V51H187L186 50ZM192 48H193V50H192ZM199 48H200V50H199ZM256 48L259 50L260 49V51H258V50H256ZM170 49V51H172V52H170V55H171V57H173L172 59H171V57H170V55H169V53H168V50ZM195 49V50H194ZM220 49V50H219ZM231 49H232V51H231ZM256 51H255V50ZM173 50H174V52H173ZM179 50V51H178ZM206 50V51H205ZM212 50V51H211ZM216 50V51H215ZM175 51H177V52H175ZM191 51V52H190ZM194 51V52H193ZM197 51H198V53H197ZM226 51V52H225ZM185 52V53H184ZM186 52H189L190 54H195L196 55V53L198 54V55H196L194 58L190 55V57H189V53H187V55H186ZM250 52V53H249ZM259 52L261 53V54H259ZM161 53V54H160ZM178 53H181V54H178ZM208 53V54H207ZM210 53V54H209ZM162 54V55H163ZM177 54V55H176ZM183 54V55H182ZM184 54L186 55L184 58H183V56H184ZM204 54H206V55H204ZM245 54V55H244ZM251 54V55H250ZM174 55V56H173ZM179 55V56H178ZM200 55V56H199ZM244 55V56H243ZM258 57H257V56ZM155 56V57H154ZM159 56V57H158ZM168 56V58H169V60H168V58H166ZM176 56H178V59H177V57ZM181 56H182V60H181ZM198 56V57H197ZM204 56V57H203ZM254 56V57H253ZM160 57H162L163 59L164 58H166V59H164V61H162L163 59L162 58H160ZM176 57V58H175ZM253 57V58H252ZM259 57H260V59H259ZM262 57V58H261ZM156 58V59H155ZM160 58V59H159ZM186 58V59H185ZM189 58H191V59H189ZM193 58V59H192ZM196 58V59H195ZM200 58V59H199ZM178 60L179 62H176L175 60ZM188 60L187 61V66H186V64H185V66H184V64H183V66L185 67H183L182 66V62H184L185 63V61L184 60ZM175 61L174 63H173V61ZM192 60H193V62H192ZM256 60V61H255ZM258 60V61H257ZM161 61V62H160ZM170 61V63H168ZM172 61V62H171ZM182 61V62H181ZM190 61V62H189ZM149 62V63H148ZM166 62H167V64H166ZM181 62V64H178V63H180ZM259 62V63H258ZM151 66H148V64ZM159 63V64H158ZM256 63L258 64V65H256ZM147 65V67H146V65ZM172 64V66H170V65ZM143 65H145V67L143 66ZM168 65H169V67H168ZM173 65H175V66H177V67H175L174 66V68H173ZM200 65V66H199ZM255 65V66H254ZM165 66H167V68L165 67ZM181 66V67H180ZM258 66H259V68H258ZM263 66V67H262ZM181 68L180 70L178 69V68ZM182 67L184 68V69H182ZM187 67V68H186ZM247 67V68H246ZM179 70V75H178V71L176 70ZM199 68V69H198ZM197 69V70H196ZM258 69V70H257ZM188 72H187V71ZM190 70V71H189ZM211 70V71H210ZM253 70H254V72H253ZM257 70V71H256ZM136 71V72H135ZM151 71V72H150ZM164 72V73H158V72ZM170 71V72H169ZM177 71V72H176ZM181 71V72H180ZM262 71H263V73H262ZM145 72V73H144ZM168 73V75H170V76H167L166 75V73ZM174 73V72H176V73H174V74H172V73ZM205 72H206V74H205ZM260 72V73H259ZM135 73H137L135 76L133 75V74H135ZM158 73V74H157ZM172 74V76H171V74ZM251 73H252V75H251ZM129 74V73H128ZM152 74H153V72H152ZM185 74H187V75H185ZM190 74V75H189ZM198 74V75H197ZM202 74V75H201ZM209 74V75H208ZM151 75V74H150ZM161 77H160V76ZM164 75V76H163ZM175 75V77H173ZM178 75V76H177ZM182 75V76H181ZM214 75V76H213ZM259 75V76H258ZM125 76H127V75H125ZM129 76V75H128ZM154 76V77H153ZM163 76V77H162ZM184 76V77H183ZM248 76V77H247ZM255 76V77H254ZM132 77H137L136 79L135 78H133L132 79ZM140 77H142L141 79H145L146 77V79H145V84H144V80H141L140 79ZM156 77V78H155ZM159 77V78H158ZM167 77H169L170 79H171V81L167 78ZM189 77V78H188ZM196 77V78H195ZM262 77V78H261ZM156 79V81H155V79ZM164 79L165 80V78L168 80V81H170V82H168V81H162L161 79ZM175 78V79H174ZM188 78V79H187ZM193 78V79H192ZM135 79V80H134ZM154 79V81H152ZM160 79V80H159ZM250 79H252L251 81H250ZM259 81H258V80ZM117 80V79H116ZM141 80V81H140ZM151 80V81H150ZM161 81V84L159 83V85L157 84L159 81ZM172 80H174V81H172ZM194 80V81H193ZM207 80V81H206ZM255 82H254V81ZM137 81V83H135ZM140 81V82H139ZM177 81V82H176ZM183 81V82H182ZM196 81V82H195ZM115 82V81H114ZM151 82V83H150ZM152 82H153V84H152ZM155 82V83H154ZM164 82V83H163ZM179 82V83H178ZM245 82V83H244ZM254 82V83H253ZM124 83V84H123ZM140 83V84H139ZM142 83V84H141ZM148 83H150L149 84V86H148ZM213 83V84H212ZM255 83H256V86H255ZM115 84V85H114ZM138 84L140 85V86H138ZM155 84H157L158 85V88H157V85L155 86L156 87V89H150V87L152 88ZM163 84V85H162ZM191 84V85H190ZM251 84V85H250ZM252 84H254V85H252ZM261 84V86H259V85ZM153 85V86H152ZM167 85V86H166ZM169 85V86H168ZM173 85V86H172ZM190 85V86H189ZM250 86V88H249V86ZM161 86H164L163 88L161 87ZM171 86V87H170ZM212 86V87H211ZM230 86V87H229ZM251 86H253V87H251ZM141 87H145L146 89L144 90L143 88H141ZM155 87H153V88H155ZM238 87H240L239 89H238ZM257 87V88H256ZM261 87V88H260ZM133 88H134V90H133ZM137 88H138V90H137ZM142 90H140V89ZM174 88V89H173ZM197 88V89H196ZM200 88V89H199ZM226 88V90H224ZM234 88V89H233ZM242 88H244L242 91H244V92H242L241 91V89ZM247 88H249L248 90H247ZM253 88V89H252ZM258 88H260V89H258ZM263 88V89H262ZM148 89H150V91L151 90H153V91H149ZM161 89V90H160ZM170 89V90H169ZM173 89V90H172ZM178 89V90H177ZM208 89V90H207ZM227 89H231V90H227ZM128 90V91H127ZM136 90V91H135ZM185 90V91H184ZM192 90V91H191ZM199 90V91H198ZM207 90V91H206ZM240 92H239V91ZM246 90V91H245ZM249 90H250V92H249ZM252 90H253V92H252ZM254 90H258L259 92L257 93V91L255 92ZM134 91V92H133ZM148 91H149V93H148ZM155 91V92H154ZM159 91V92H158ZM180 91V92H179ZM184 91V92H183ZM209 91V92H208ZM229 91H233V92H230L229 93ZM239 92L238 94H237V96L235 97V98H237V99H235L234 98V96H232L233 94L232 93H234V92ZM132 92L133 93H135V94H132ZM226 92H228V93H226ZM236 92V93H237ZM148 93V94H147ZM151 93L152 94H156L155 96L153 95L152 96V99L151 100H153V101H151V104H149L150 103V98L149 97H151ZM172 93V94H171ZM235 93V94H236ZM119 94V95H118ZM123 94H125L124 96H123ZM146 96H145V95ZM170 94V95H169ZM176 94V95H175ZM182 94V95H181ZM225 94H227V95H225ZM229 94V95H228ZM230 94H232V95H230ZM234 94V95H235ZM244 94V95H243ZM131 95V96H130ZM168 95V96H167ZM252 95V96H251ZM259 95V99L257 98V96ZM172 96V97H171ZM222 97V101H220V99H221V97ZM227 96H229V99H227L226 97ZM230 96L232 97V99L230 98ZM238 96H240V98L238 97ZM242 96V97H241ZM140 97V98H139ZM146 97V98H145ZM186 97V98H185ZM254 97V99H252ZM263 97V96H262ZM149 98V99H148ZM179 100H178V99ZM224 98H226L225 100H224ZM260 98L262 99V100H260ZM264 98V97H263ZM121 99V100H120ZM136 99V100H135ZM139 99V100H138ZM144 99H145V101H144ZM148 99V100H147ZM215 99V100H214ZM230 99H231V101H230ZM233 99H235V100H233ZM252 99V100H251ZM108 100V99H107ZM111 100H112V102L114 103V105H115V101H117V100H120L119 102H120V104H119V102H117V104H116V106H114L113 107V104L111 103ZM133 100V101H132ZM175 100V101H174ZM178 100V101H177ZM213 100V101H212ZM220 102H219V101ZM227 100H229V101H227ZM258 100V101H257ZM95 101H96V103H95ZM123 101H125V103H127L126 101H129L128 103L130 104V106L128 107V105L127 104H125V107H123L124 106V103H123V106H122V102ZM149 101V102H148ZM176 101H177V103H176ZM191 101V102H190ZM211 101H212V103H211ZM215 101V102H214ZM249 101H250V104H249ZM253 101V102H252ZM254 101H255V103H254ZM168 102V103H167ZM184 102V103H183ZM219 102V103H218ZM227 102V103H226ZM108 103V105L109 106H112L113 107V109H112V107L111 108H109V106L107 105H105V104H107ZM132 103L133 104H135V105H133V106H131L132 105ZM162 103V104H161ZM170 103V104H169ZM176 103V104H175ZM180 103V104H179ZM188 103V104H187ZM192 103V104H191ZM212 104L211 106H210V104ZM216 103V104H215ZM95 104V105H94ZM152 104H154L153 106H151V109L149 108L150 107V105H152ZM168 104V105H167ZM178 104V106H176ZM192 105V106H189V107H186L185 105ZM209 104V106L207 107V105ZM219 105L220 104V106H219V108H216V107H218V106H215V105ZM248 104V105H247ZM252 104H253V106H252ZM98 105V104H97ZM103 105H105V107H103ZM127 105V106H126ZM141 105V107H139V106ZM143 105V106H142ZM146 105V106H145ZM156 105V106H155ZM172 106V105H174V106H172L174 109H176V108H178L177 109V112L172 108V107H170V106ZM183 105V106H182ZM195 105V106H194ZM200 105L201 106H203V107H200ZM91 106V107H90ZM98 106V107H99ZM137 106V107H136ZM145 106V107H144ZM194 106V107H193ZM196 106H199V107H197V108H195ZM213 106V107H212ZM223 106V107H222ZM120 109V111L119 112H121V114L118 112V110L116 109ZM123 107V109H124V111H123V109H121ZM132 107V108H131ZM136 107V108H135ZM148 107V108H147ZM167 107V108H166ZM169 107H170V109H171V111H173L172 113H171V111H170V109H169ZM185 107V108H184ZM191 107V109H189ZM192 107L193 108H195V109H192ZM205 107L206 108H208V109H205ZM221 107V108H220ZM248 107V108H247ZM85 108V107H84ZM88 108H91V110L90 109H88ZM186 108H188L189 110H187ZM204 110H203V109ZM93 109V110H92ZM114 109H116V111H117V113H118V115H120V117L117 115V113L116 112H114V113H116V114H112V112L113 111H115ZM132 109V110H131ZM136 109V110H135ZM173 109V110H172ZM199 109V110H198ZM216 109H217V111H216ZM94 110H96V114L95 113H93L94 112ZM98 110H100V111H98ZM105 110V109H104ZM111 110H112V112H111ZM130 110V111H129ZM161 110V111H160ZM179 110L181 111L180 113H179ZM185 110H187L188 111V113L192 110V112H190L189 114L190 115H188V113H187V111L186 112H184ZM198 110V111H197ZM207 110V111H206ZM213 110V112H211V111ZM248 111V113H246L247 111ZM90 111H93L91 114L93 115V114H95V115H91L90 113H89V115L92 117H90L89 115H88V113L87 112H90ZM129 111V112H128ZM136 111V112H135ZM157 113H156V112ZM169 111H170V114H169ZM193 111H197L196 113L195 112H193ZM200 111H203V114H202V112H200ZM208 111H210V112H208ZM74 112H76V110L74 111ZM86 112V114H84ZM101 112H104V113H101ZM111 114H110V113ZM134 112L136 113V116L137 117H135L134 119L132 118V117H134L135 116V114H134ZM154 113V114H152L151 115V113ZM179 114V115H183L182 113H186L185 114V119H183L184 117L182 116V117H178L177 119H179L178 120V122H176V121H173L172 122V120H175V118H176V114ZM207 112V113H206ZM101 113V116H100V119H99V116H97V115H99ZM124 113V114H123ZM129 114L128 115V117H126V115L127 114ZM133 115H132V114ZM138 113V114H137ZM156 113V114H155ZM160 113V114H159ZM165 113H167V114H165ZM174 113V114H173ZM191 113H195V114H197L198 115V113L200 114L199 116H195V115H192ZM235 113V114H234ZM80 114H82V115H80ZM103 114V115H102ZM126 114V115H125ZM140 114V115H139ZM150 114V115H149ZM159 114V115H158ZM166 116V118H167V116L169 117V119H170V117H172V116H175L173 119H170V120H168V125H170L169 127H168V125L167 124H162L161 125V123H162V121L164 122V119H163V117H164V115ZM207 114V115H206ZM209 114V115H208ZM84 115V119H82L81 121H80V119L78 118V117H80V116H83ZM85 115H87V117H88V119H87V117H85ZM111 115V116H110ZM112 115H114V116H112ZM117 117H116V116ZM132 117H131V116ZM142 115V116H141ZM146 115V116H145ZM151 116V117H153V121H152V118L151 117H147V116ZM155 115V116H154ZM186 115H187V117H189L187 120L188 121H185L186 120ZM248 115V116H247ZM96 116V117H95ZM110 116V117H109ZM126 117V118H124L123 119V117ZM141 116V117H140ZM144 116V117H143ZM191 116V117H190ZM194 116V117H193ZM202 116V117H201ZM95 117V118H94ZM98 117V118H97ZM114 117H116L117 118V120H116V118H114ZM119 117V118H118ZM131 117V118H130ZM139 117L141 118V119H139ZM145 117H147V119H144ZM155 117V118H154ZM193 117V118H192ZM196 117V118H195ZM210 117H211V119H210ZM219 117V118H218ZM222 117V118H221ZM226 117V118H225ZM250 117V118H249ZM82 118V117H81ZM105 118V119H104ZM107 118H109V119H107ZM112 119V121H110L111 119ZM127 118H128V120H127ZM130 118V119H129ZM138 118V119H137ZM150 118V119H149ZM156 118H157V120H156ZM165 118V117H164ZM166 118H165V122H167V120H166ZM184 120H182V119ZM202 118V119H201ZM248 118H249V120H248ZM78 119V120H77ZM97 119H99V121L97 120ZM104 119V120H103ZM127 121H126V120ZM136 119V120H135ZM143 119V120H142ZM149 119V120H148ZM162 119V121H158V120H161ZM168 119V118H167ZM195 119H197V120H200V121H198V123H195V122H197V120L195 121L194 120V123L192 122L193 120ZM233 119V120H232ZM242 119V120H241ZM244 119H246V120H244ZM254 119H255V121H254ZM72 120H75V124H74V122L72 121ZM76 120H77V122H76ZM91 121V123L93 124V122L92 121H94V126L90 123V122H88L87 123V121ZM101 120H103V121H101ZM108 122V123H106V121ZM113 120H115V121H113ZM126 121V122H123V121ZM131 122H130V121ZM134 120L135 121H137L136 123L134 122ZM140 120H142V121H140ZM146 120V122H147V124H149L150 122V124L149 125H151V126H147V124H146V126H147V130L149 129V128H151V127H154L153 129L151 128V129H149L148 130V132L150 131V130H154L153 132L155 133V132H158V131H155L156 129H155V126H156V124L157 123H159L161 126H162V130L160 129V132H158V136H156L155 137V134H153L154 135V137L156 138V139H154V138H152L153 137V135H152V133L150 132V133H148L147 132V130H146V128H142L141 127V125H136L137 123H138V121H139V123L138 124H140V122H142V126L143 127H145V123H144V125H143V122ZM156 120V121H155ZM180 120H181V122H180ZM205 120V121H204ZM244 120V121H243ZM96 121V122H95ZM105 121V122H104ZM119 121V122H118ZM122 121V123H120ZM150 121V122H149ZM158 121V122H157ZM169 121L172 123V125H171V123H169ZM203 121V122H202ZM207 121V122H206ZM232 121H234V122H232ZM71 122H73L72 124H71ZM99 122H103L104 123V125H103V128H102V124L101 123H99ZM128 122H129V124H128ZM164 122V123H165ZM183 122H185L184 123V125H183ZM191 122V123H190ZM199 122H201V123H199ZM218 122V123H217ZM224 122V123H223ZM241 122V123H240ZM245 122V123H244ZM78 123V124H77ZM88 125H87V124ZM100 125H99V124ZM111 123V124H110ZM113 123H114V125L116 126L117 125V127L120 129V126H118V124L120 125L121 124V126H122V129H121V131L123 130V129H125L127 126H129V127H131V128H127V131H125V132H128V135H127V133H125L124 132V130H123V133H125L128 137L129 136H131V137H129L130 139L131 138H137L136 137V126H137V129L139 130L140 129V132L142 131L143 133H145V132H147L146 134H144L145 136L146 135H148L149 134V136H151V140H154V141H151L150 140V142H148L149 143V146H146L148 143H144V144H139L138 142H136V141H139L140 143H142L140 140H139V138H141L142 139V136H144L143 135V133H141L140 134V132H138V130H137V134H139L138 136V138L136 139V141H132V142H136V144L138 143L139 145H142V147H140V146H138L137 147V145L135 144V143H133V144H135L134 145V149H135V147H136V151L135 150H132L133 152L135 151V153H133L135 156L133 157L132 155L130 156V157H132V158H134V161L135 160H137V162H138V159H140L139 161H144V162H138V164L139 165H137L136 164V161L134 162L133 161V163L135 164H132V161L130 160L131 158L129 157V156H127L128 157V159L129 160H127V158L125 159V157H126V155H129V151H131V149H130V147L131 146H133V145H130L129 146V144H128V139H127V136H125L126 137V139L125 140H123L124 139V136H123V133H122V135L121 134H119V135H117L116 136V134H118V133H120L121 131H119V129L118 128H116L114 125H113ZM116 123V124H115ZM132 123V124H131ZM135 123V124H134ZM153 123H154V125H153ZM156 123V124H155ZM179 123V124H178ZM204 123V124H203ZM232 123V124H231ZM238 123H240L239 125H238ZM242 123H244V125L242 124ZM253 123V124H252ZM71 124V125H70ZM96 124H98V125H96ZM108 124V126H105V125H107ZM109 124H110V126H109ZM126 124V125H125ZM134 124V125H133ZM159 124H157V126H156V128L157 127H159ZM182 124V125H181ZM192 125V127H191V125ZM196 125V127H195V125ZM209 124V125H208ZM231 124V125H230ZM89 125H92V126H89ZM111 125H112V127H111ZM164 125H166L165 127L166 128H164ZM189 125H190V127H189ZM212 125V126H211ZM226 125V126H225ZM228 125H230V127L228 126ZM233 125V126H232ZM240 125H243V127L242 126H240ZM247 125V126H246ZM100 126V127H99ZM126 126V127H125ZM134 126V128H132ZM139 126V127H138ZM160 126V127H161ZM180 126V127H179ZM187 126V127H186ZM214 126H215V128H214ZM221 126V127H220ZM241 127V128H239V127ZM259 126V127H258ZM261 126V127H260ZM72 127V128H73ZM92 128V131H91V128ZM95 127H99V128H101V129H99V128H97V130H99V131H97V132H95L96 131V129H95ZM109 127H111V128H109ZM159 127V128H160ZM227 127H228V129H227ZM107 128V130H108V128H109V130L107 131V130H105V129ZM112 128L113 129H115L116 130V132H118V133H116V132H114L113 134H111L112 133ZM145 130V132L142 130ZM177 128V129H176ZM183 128V129H182ZM207 128V129H206ZM65 129V128H64ZM63 129V130H64ZM67 129V128H66ZM94 129V130H93ZM130 129V130H129ZM135 129V130H134ZM165 129V130H164ZM192 129V130H191ZM203 129V130H202ZM210 129V130H209ZM227 129V130H226ZM238 129H241L242 131H239V132H241L242 134H241V139L242 138H244V142H242V143H239V141L241 142L242 140L239 138V135H237L239 132H237L238 131ZM244 129V130H243ZM247 129V130H246ZM104 130V131H103ZM110 130H111V132H110ZM115 130H113V131H115ZM118 130V131H117ZM126 130V129H125ZM129 130V131H128ZM131 130L133 131V134H131V133H129V132H131ZM159 130V129H158ZM173 130V131H172ZM186 130V131H185ZM214 130V131H213ZM216 130V131H215ZM224 132H223V131ZM226 130V131H225ZM237 130V131H236ZM255 130V131H254ZM80 131V132H79ZM92 133H91V132ZM101 131H103V133L101 132ZM106 131V133H107V135L108 136H106V134H104V132ZM167 131V132H166ZM171 131V132H170ZM199 131H201V132H199ZM205 131H206V133H205ZM211 131V132H210ZM218 131V132H217ZM235 131L237 132V133H235ZM244 131H246V133L244 134L243 132ZM81 132H82V134L84 135V136H87L86 138H88L90 135V138L92 137V139H98V140H96V141H99L101 144H102V140H103V143L105 144H103V145H101L100 146V148L98 147L97 149L98 150H100V152H102L101 154H100V152H97L96 150H95V148L97 147V146H99L98 145V143L95 141V140H92L91 141V139L90 140H88L89 142H93V144L95 145V143H94V141L97 143V145H93V144H91V143H89V144H86L87 146L83 149V145L80 143V142H83L84 141V143H85V140H87V139H84L85 137L83 136L82 137V135L80 136V134H81ZM88 132H90V133H88ZM110 132V133H109ZM164 132V133H163ZM181 132H182V135H181ZM186 132V133H185ZM197 132V133H196ZM222 132V133H221ZM256 132V133H255ZM73 133V134H72ZM78 133H80V134H78ZM94 133V134H93ZM98 133H101L100 135H96V134H98ZM116 133V134H115ZM161 133H163V134H161ZM168 133V134H167ZM192 133L194 134V135H192ZM219 133H221V135H219ZM234 133H235V135H237L238 137H237V139L235 138L236 136H234ZM254 135H252V134ZM112 135L111 137H110V135ZM115 134V135H114ZM124 134V135H125ZM167 134V135H166ZM202 134V135H201ZM207 134V135H206ZM223 134V135H222ZM228 134V135H227ZM240 134V133H239ZM248 134H249V136H248ZM260 134V135H259ZM262 134V135H261ZM72 135V136H71ZM104 135L106 136V137H108L107 138V140H105L106 141V143H105V141H104ZM133 135V136H132ZM181 135V136H180ZM232 135V136H231ZM245 135V136H244ZM103 137V139L101 138V137ZM114 136V137H113ZM118 136L120 137V139L118 138ZM121 136H122V138H121ZM141 136V137H140ZM144 136V137H145ZM148 136V137H149ZM190 136H192V138L190 137ZM199 136H200V138H199ZM205 136V137H204ZM258 136V138L259 137H261L260 139H258V138H256ZM263 136V137H262ZM68 137V138H67ZM72 137V138H71ZM79 137V138H78ZM96 137H99V138H96ZM106 137H105V139H106ZM112 137L114 138V139H112ZM143 137V139H144V141H145V138ZM147 137V138H148ZM164 137V138H163ZM190 137V138H189ZM227 137H228V139H227ZM252 137V138H251ZM62 138H67L66 139V146H68L67 148H66V146H65V141H64V139H63V141H62ZM75 138V139H76ZM100 138H101V141H100ZM111 139V142H115L114 144L113 143H111L110 142V139ZM118 139V140H116V139ZM133 138V139H134ZM161 138H162V140H161ZM69 139H70V141L72 142V144H73V142H78L77 144L76 143H74L73 145L72 144H70L71 142L69 141ZM72 139V140H71ZM82 139V140H81ZM89 139V138H88ZM122 139V140H121ZM134 139V140H135ZM142 139V140H143ZM149 139H150V137H149ZM187 139V140H186ZM206 139L208 140V142L206 141ZM233 139V140H232ZM234 139L235 140H237V142L239 143L238 145H237V147H236V144L234 143ZM114 140V141H113ZM120 140V141H119ZM169 140V141H168ZM171 140V141H170ZM188 140H190V141H188ZM195 140V141H194ZM216 140H218V141H216ZM224 142V144H223V142ZM230 140V141H229ZM69 141V142H68ZM120 143H119V142ZM123 141V142H122ZM130 140H129V143L131 142ZM148 141V140H147ZM147 141H145V142H147ZM215 143H214V142ZM264 138L262 139V145H263V147H264ZM110 142V143H109ZM125 142V144H128V146L129 147H127L128 148V151H126L127 152V154L125 153H123L124 152V150H125V148H126V146H125V144L123 145V144H121V143H124ZM132 142L130 143V144H132ZM194 142H196V143H194ZM219 142V143H218ZM222 142V143H221ZM255 144H254V143ZM256 142H258L257 144H259L258 146H260L261 148H260V150L262 149L263 150V152H262V150H261V156L263 157V158H261V156H259V154H260V150H259V147L257 148V144H256ZM86 143H87V141H86ZM99 143V144H100ZM108 143V144H107ZM122 145V146H125V148L124 147H121L120 145ZM151 143H153V144H151ZM200 143V144H199ZM210 145H209V144ZM120 147H118L117 145ZM161 144V145H160ZM217 144V145H216ZM235 144V145H234ZM241 144H242V146H243V148H242V146H241ZM74 146V147H72V146ZM77 145V147L75 148V146ZM82 145V147H79V146H81ZM91 146V147H89V146ZM109 145V146H108ZM113 145L114 146V149H112V147L111 146ZM145 145V146H144ZM152 145V146H151ZM171 145V146H170ZM175 145V146H174ZM191 145V146H190ZM201 145V146H200ZM208 145V146H207ZM104 146H106V149H104ZM143 146H144V148H143ZM173 146H174V148H173ZM185 146V147H184ZM203 146V147H202ZM239 146H240V148H239ZM108 147V148H107ZM116 147L119 149H116ZM140 147V148H139ZM148 147V148H147ZM157 147V148H156ZM165 147V148H164ZM199 147V148H198ZM201 147V148H200ZM211 147V148H210ZM234 147H236V148H234ZM250 147V148H249ZM63 148V149H62ZM65 148V149H64ZM71 148V149H70ZM86 148H89V149H87V150H89V151H87L86 150ZM93 148H94V150H93ZM110 148V149H109ZM127 148H126V150H127ZM132 148V147H131ZM139 148V149H138ZM142 148H143V150L144 151H142ZM203 148H205V149H203ZM234 148V149H233ZM242 148V149H241ZM247 148V149H246ZM252 148V149H251ZM67 149H69V150H67ZM74 149H76L75 151H74V153H73V156H72V151L74 150ZM77 149H78V151H77ZM92 149V150H91ZM121 149V150H120ZM122 149H124L123 151H122ZM172 149V150H171ZM207 149V150H206ZM236 149H240L238 152L239 153H241L242 155L244 154V152H245V155L244 156H242V155H240V154H237L238 152L237 151H235ZM254 149L256 150V149H258V151L256 150L254 153H253V151H254ZM72 150V151H71ZM83 150H86V152L84 153V152H82ZM105 150V151H104ZM108 152H107V151ZM109 150H111L110 151V153L114 150V152L116 153V151H122V152H118V153H116L115 155H120L121 153V157L120 156H115V161H114V158H113V155L112 154H114V152H112V154H109ZM141 152V153H143V154H141V153H139V151ZM147 150V151H146ZM167 150V151H166ZM183 150V151H182ZM187 150V152H185ZM198 150V151H197ZM64 152L63 154L61 153V152ZM67 151H69V153H66ZM71 151V152H70ZM79 151H81L80 153H79ZM92 151V152H91ZM94 151V152H93ZM132 151H131V153H132ZM138 151V152H137ZM146 151V152H145ZM149 151V152H148ZM154 151V152H153ZM176 151V152H175ZM189 151V152H188ZM192 151V152H191ZM195 151V152H194ZM201 151V152H200ZM222 151V152H221ZM76 152H77V154H76ZM87 152H89V153H87ZM91 152V153H90ZM178 152V153H177ZM206 152V153H205ZM217 154H216V153ZM221 152V153H220ZM235 152H236V154H235ZM243 152V153H242ZM251 152V155L253 156V157H255V156H257L256 154H258V156L260 157V159H261V163H260V159L258 160V158L259 157H257V158H255L254 160L256 161V159H257V161L259 162H255L254 160H253V158L251 157V158H249L250 157V154L249 153ZM84 153V155H82ZM92 153H93V155H92ZM109 155H112V156H110V157H112V158H109V156H108V154ZM137 153V154H136ZM138 153H139V155H138ZM192 153V154H191ZM220 153V154H219ZM249 154L248 156H247V154ZM253 153V154H252ZM64 154H67L68 156H70L69 158H68V156L66 157ZM70 154V155H69ZM86 154V155H85ZM96 156H95V155ZM98 154V155H97ZM103 154V155H102ZM123 154H124V156H123ZM143 155L142 157H140L141 155ZM173 154V155H172ZM199 154V155H198ZM79 155V156H78ZM101 155V156H100ZM172 155V156H171ZM174 155H176V156H174ZM207 155V156H206ZM236 155H239V156H236ZM90 156H92V157H90ZM106 156H108L107 158H106ZM218 156V157H217ZM220 156V157H219ZM62 157V158H61ZM64 157V158H63ZM116 157H120V158H123V159H121V163H120V165H119V163H118V161L120 160V158L118 159L117 158V161H116ZM173 157H174V159H173ZM205 157V158H204ZM216 157V158H215ZM243 158L245 161L243 162L242 160H240L241 162H239L242 166H244V167H240V165H238L239 163H238V161H239V159L238 158ZM73 158V159H72ZM106 158V159H105ZM135 158H138V159H135ZM72 159V161L70 162V160ZM79 160V162H78V160H76V163L74 162V164L75 165H77V166H79L80 164L79 163H82V161L83 160H86L85 158L83 159V160ZM101 159H103V160H101ZM104 159H105V161L106 162H104ZM111 159H113L112 161H114V162H112L111 161ZM125 159V160H124ZM180 159V160H179ZM205 159V160H204ZM219 159H220V161H219ZM223 159V160H222ZM68 160H69V162H68ZM110 160V161H109ZM173 160V161H172ZM177 160V161H176ZM109 161V162H108ZM156 161V162H155ZM176 161V162H175ZM202 161H204V162H202ZM256 163V164H254V162ZM61 162V161H60ZM84 162V161H83ZM120 162V161H119ZM172 162V163H171ZM217 162V163H216ZM114 163H118L117 165H119V167L116 165H114V168L113 167H111V165L112 164H114ZM154 163H156V164H154ZM165 163V164H164ZM214 163V164H213ZM215 163H216V165H215ZM253 163V164H252ZM74 164H72V165H74ZM189 164V165H188ZM251 164H252V166H251ZM95 165H91V167L93 166V168H96V166ZM141 165H142V167H141ZM168 165V166H167ZM193 165V166H192ZM208 165V166H207ZM209 165H211V167L209 166ZM235 165V166H234ZM237 165L239 166V167H237ZM254 165V166H253ZM257 165V166H256ZM113 166V165H112ZM136 166H138L137 167V169H139L138 170V172H137V169L135 168V173H136V175L137 174H140V173H142L141 174V177L139 176H135L134 175V171H133V168L134 167H136ZM161 166V167H160ZM171 166V167H170ZM192 166V167H191ZM261 166V167H260ZM99 166H97V168H98ZM153 167V168H152ZM252 167H254V168H252ZM113 168V169H112ZM115 168H117V169H115ZM119 168V169H118ZM142 168V169H141ZM207 168V169H206ZM236 170H238V174L240 175H238V174H236L235 176H234V174H233V172H236L237 173V171H234L235 169ZM248 168H246V170L247 171H245V174L243 175V176H246L247 174H246V172H249L248 171ZM252 168V169H251ZM132 169V170H131ZM163 169V170H162ZM171 169V170H170ZM261 169H260V171L259 172H261V173H258V174H260V176L261 177H259V175L257 174V173H255V175H257L258 177L257 178H259V180L257 179V178H254V176L252 175H250V178L251 177H253L254 179H257V180H255V184L257 185V183H256V181L258 182V185H260V184H262L263 182H264V179L262 178V177H264V176H262L264 173H262L263 171H261ZM133 171V172H132ZM164 171V172H163ZM204 171V172H203ZM112 172V173H111ZM148 172V173H147ZM169 172V173H168ZM199 172V173H198ZM227 172V173H226ZM201 173V174H200ZM232 173V174H231ZM249 173V174H250ZM112 174V175H111ZM132 175V177H134V178H136V179H129V176L128 175ZM145 174V175H144ZM162 174V175H161ZM231 174V175H230ZM262 174V175H261ZM131 175H130V177H131ZM171 175V176H170ZM102 176V177H103ZM233 176V177H232ZM239 176V177H238ZM248 176V175H247ZM247 176L246 177H243V178H241L243 181H244V184H245V182L247 181V184L249 183V182H253L254 183V179L253 178H251V179H253V180H251V179H249V177H248V179L246 180V178H247ZM212 177V178H211ZM234 177L235 178H237V180L239 181L236 185L234 184V182H236V180L234 181ZM242 177V176H241ZM125 178V177H124ZM141 178H143L142 180H141ZM214 178V179H213ZM218 178V179H217ZM150 179V180H149ZM171 179V180H170ZM173 179H174V181H173ZM212 179V180H211ZM233 181H232V180ZM118 180H119V182H118ZM134 180V181H133ZM145 180V181H144ZM158 180V181H157ZM218 180V181H217ZM223 180V181H222ZM246 180V181H245ZM250 180V181H249ZM263 180V182L261 183V181ZM122 181H124L123 183H125V185L127 186L126 188L128 189V192H125V190L127 191V189H125L124 191H122V189L124 188V185H122ZM167 181V182H166ZM212 181V182H211ZM231 181H232V183H231ZM249 181V182H248ZM136 182H138V180L136 181ZM149 182V183H148ZM206 182V183H205ZM216 182V183H215ZM251 182V183H252ZM144 183V184H143ZM162 183V184H161ZM243 183V182H242ZM260 183V184H259ZM217 184V185H216ZM224 184V185H223ZM264 184V183H263ZM132 185V184H131ZM169 187H167V186ZM186 185V186H185ZM208 185V186H207ZM215 185V186H214ZM220 187H219V186ZM221 185H222V188H221ZM228 185V186H227ZM232 185L234 186V187H232ZM249 185V184H248ZM257 185V186H258ZM158 186V187H157ZM214 186V187H213ZM231 186V187H230ZM240 186V185H239ZM260 186H263V188H264V185H260ZM122 187V188H121ZM188 187V188H187ZM197 187V188H196ZM237 187H236V189H237ZM249 187V186H248ZM248 187H247V185H246V187L245 186H243V184L241 185V191H245V190H247L248 189ZM120 188H121V191H120ZM130 188V189H131ZM207 188H209V189H207ZM220 188V189H219ZM244 188H246L245 190H243ZM256 188H258V189H260V187L258 186V187H256ZM200 189H202L201 191H200ZM235 189V188H234ZM257 189V190H258ZM185 190V191H184ZM187 190V191H186ZM264 190V189H263ZM263 190H261L262 192H263ZM118 191H120L121 193H122V195H123V197H119V198H121V199H119V198H117L118 196H121V193L119 194V193H117ZM155 191H157V192H155ZM159 191V192H158ZM161 191V192H160ZM190 191V192H189ZM199 191V192H198ZM210 191V192H209ZM231 192V195H229V196H227L228 194H230V192ZM248 191V190H247ZM112 192V193H111ZM113 192H115V193H117L115 196H116V198L114 199L111 195H113ZM177 192V193H176ZM179 192V193H178ZM183 192H184V194H183ZM196 192V193H195ZM203 192V193H202ZM206 192V193H205ZM218 192V193H217ZM222 192H223V194H222ZM228 192V193H227ZM258 193H257V197H261V193L262 192H260V190L259 191H257ZM129 193V194H128ZM157 193V194H156ZM209 193H211V194H209ZM217 193V194H216ZM245 193V192H244ZM247 193V192H246ZM264 193V192H263ZM108 194V193H107ZM168 194V195H167ZM178 194V195H177ZM200 194V195H199ZM204 194V195H203ZM209 194V195H208ZM129 195V196H128ZM176 195V196H175ZM197 195V196H196ZM206 195V196H205ZM218 195V196H217ZM224 195H226L225 197H224ZM260 195V196H259ZM111 196V197H110ZM114 196V197H115ZM161 196V197H160ZM170 196H171V198H170ZM175 196V197H174ZM184 196V197H183ZM201 196H203V198L201 197ZM214 196L216 197V198H214ZM222 196V197H221ZM158 197H159V199H158ZM167 199H166V198ZM191 197V198H190ZM199 197V198H198ZM222 199H220V198ZM256 196L255 197H248L249 199H250V201H252L251 200V198H253V200H260L261 199V202H262V200H263V194H262V197L261 198H257ZM165 198V199H164ZM207 198H208V201H207ZM211 198V200H209ZM214 198V199H213ZM218 198V199H217ZM233 199H234V196L232 197ZM256 198V199H255ZM113 199V200H112ZM118 199V200H117ZM125 199V200H124ZM220 199V200H219ZM248 199V200H249ZM161 200V201H160ZM166 200H168V201H166ZM205 200V201H204ZM219 200V201H218ZM246 201V199H245V201L246 202H248V203H246L245 201H244V203L247 205V204H249L250 202L249 201ZM210 201H212V202H210ZM214 201V202H213ZM217 203H216V202ZM255 201V202H256ZM264 201V200H263ZM149 202V203H148ZM157 202V203H156ZM165 202H167L166 203V205H165ZM170 202V203H169ZM179 202V203H178ZM189 202V203H188ZM201 202H202V204H201ZM260 202V203H261ZM126 203V204H125ZM173 203V204H172ZM208 203V204H207ZM252 204H253V202H251ZM125 204V205H124ZM175 204V205H174ZM195 204H197V205H195ZM212 204V205H211ZM251 204V205H252ZM256 204V203H255ZM159 205V206H158ZM166 207H165V206ZM167 205H169L170 206V208H171V206H172V208L170 209V208H167ZM174 205V206H173ZM256 205H258V204H256ZM117 206V207H116ZM159 207L160 208V210L161 209H169V210H161L162 212H165V214L164 213H160V211H158L159 213H160V215L161 216H163V214H164V216H163V218L159 215V214H157L156 212V208L157 207ZM162 206H164V207H162ZM168 206V207H169ZM175 206H178L179 208H177V207H175ZM194 206V207H193ZM221 206V204L219 205V207ZM250 206V205H249ZM116 207V208H115ZM155 207V208H154ZM190 208H189V210H190ZM247 208H248V205H247ZM139 209V210H138ZM148 209L151 211H153V213L152 212H150V211H148ZM153 209H155V211L153 210ZM181 209V210H182ZM231 209H233V206L231 207ZM125 210V212H126V210H127V213L125 214V212H123ZM142 210V212H140ZM148 211V212H150L151 213V216L152 217H149L150 216V214L147 212V214L148 215H142L141 213H143V211ZM234 210V209H233ZM129 211V212H128ZM144 211V213H146ZM171 211V212H170ZM170 212V214H168ZM114 215V214H116L117 216H113L112 214ZM143 213V214H144ZM155 213L157 214V215H159V217H161L163 220H165V221H163L162 219L161 220H159L160 218L157 216L156 217V215H155ZM175 213V214H176ZM261 213H263V215H259L258 214V216H255V217H253V219H251V220H253L254 222H249L248 220V222L249 223H251L250 224V227H252L251 225L252 224H256V222H257V219L259 220V222H264V211H262ZM108 214V215H107ZM143 217H142V216ZM166 215H169L167 218H166ZM136 216V217H135ZM138 216V217H137ZM171 216V217H172ZM117 217V218H116ZM153 217H156V218H153ZM258 217V218H257ZM134 218L133 219H129L130 221L129 222H135L134 221ZM137 218V219H136ZM148 218V219H147ZM167 220H166V219ZM111 219V220H112ZM154 219H155V221H154ZM254 219H256V220H254ZM112 220V221H113ZM131 220H133V221H131ZM147 220V221H146ZM250 220V219H249ZM250 220V221H251ZM121 221H125V223H121ZM136 221V222H137ZM129 222L125 225V227L126 228H129L128 229V231H130L131 230V227H129V226H131V224H129ZM135 222V223H136ZM216 222V221H215ZM247 222V223H248ZM121 223V224H120ZM148 223V224H149ZM157 223H159V222H157ZM156 223V224H157ZM247 223H246V226H248L247 225ZM129 224V225H128ZM134 223H132V225H133ZM137 224V223H136ZM139 225H137V226H135V229L136 230H134V231H136V232H134V234L135 233H137V231H138V229L140 230V231H138V233H139V235H141V234H147V233H144V231H146V230H144L146 227H147V232H148V226L149 225H147L146 227L143 225V224H140V223H138ZM135 225V224H134ZM141 225V226H140ZM143 225V226H142ZM139 226H140V228L141 227H145L144 229H143V231H141L142 229H140L139 228ZM122 228V227H121ZM123 228H124V226H123ZM134 228V227H133ZM133 228H132V230H133ZM149 228H151L150 226H149ZM249 228V227H248ZM247 228V229H248ZM119 229H115L116 231L117 230H119ZM120 231V230H119ZM118 231V232H119ZM124 231H125V228H124ZM124 231L122 230V235L124 234ZM126 231H127V229H126ZM126 232L127 234L126 235H123V237L124 236H127V238L125 237V239H127V240H130V243H133L134 241H136V240H139V238H137V239H134V240H132L131 241V239L132 238H136V237H132L131 239H128V238H130L131 237V235L133 234V231H130L132 234L130 235V237H128L129 236V232ZM149 231H150V229H149ZM140 232H143V233H141L140 234ZM152 231H150L146 236H148L149 238L147 239V238H145L144 237V239H146V240H144L143 238H142V240H143V242L144 243H148V245H146V244H144V245H146V246H144L143 244H139V243H142L141 242V240H139L140 242L139 243H137V247H140V246H138V244L139 245H142V246H144L146 249H147V247L149 248V250H147V251H150L151 249H152V246L150 245V244H152L153 242V233H155L154 231H153V233L152 234H150ZM129 233V234H128ZM138 233H137V236H139L138 235ZM133 234V235H134ZM132 235V236H133ZM142 236H144V235H142ZM227 236V235H226ZM226 236H224L222 239L224 240V238L226 239V240H228L230 237L228 236L227 238H226ZM232 236V235H231ZM141 237V236H140ZM233 237V236H232ZM141 239V238H140ZM232 239V241H233V239L234 238H231ZM226 240H225V242H226ZM147 241V242H146ZM231 240H229V242H230ZM221 242V240L219 241L218 240V243L217 244H219ZM135 243V242H134ZM222 243H224V241H222ZM227 244H229L228 243V241L226 242ZM226 243H224L225 245H227ZM231 243V242H230ZM221 244V243H220ZM224 245V246H225ZM149 246H151V247H149ZM219 246H223V244L222 245H219ZM216 248H218L217 246H216ZM215 248V249H216ZM217 250V249H216ZM220 250H222L221 248H220Z\"/></svg>",
  "mask_w": 264,
  "mask_h": 264
}]
</instances>
